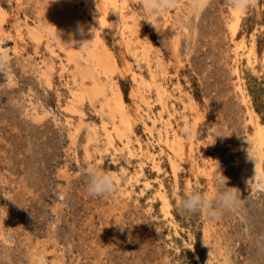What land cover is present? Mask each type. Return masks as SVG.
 <instances>
[{"label": "rangeland", "instance_id": "374dc122", "mask_svg": "<svg viewBox=\"0 0 264 264\" xmlns=\"http://www.w3.org/2000/svg\"><path fill=\"white\" fill-rule=\"evenodd\" d=\"M201 3L150 23L141 0H0L13 65L11 79L0 74V215L14 235L0 264H28L41 243L49 264H264V193L242 171L264 125V0L244 14L227 0ZM55 26L72 47L49 39ZM101 44L118 67L98 65ZM116 91L128 126L111 116ZM86 159L119 171L116 196L88 195ZM219 171L242 198L254 193L246 210L185 212L179 198L211 190Z\"/></svg>", "mask_w": 264, "mask_h": 264}, {"label": "clouds", "instance_id": "9594fccd", "mask_svg": "<svg viewBox=\"0 0 264 264\" xmlns=\"http://www.w3.org/2000/svg\"><path fill=\"white\" fill-rule=\"evenodd\" d=\"M253 0H227L228 6L233 12L244 14L252 6ZM142 8L146 14V21L151 23L150 17L163 16L170 11L183 9L186 12H196L202 6L201 0H141ZM83 34V25L77 29ZM92 31V29H91ZM93 32V31H92ZM2 39V38H0ZM49 39L54 43L71 46L76 41L70 39L69 42H64L61 39V32L54 27ZM92 40H85L82 43L84 47H91ZM81 46V47H82ZM80 47V48H81ZM79 48V49H80ZM190 49H182L179 53L181 58L189 55ZM0 74H3L6 81L13 77V65L5 51V44L0 43ZM185 136H192L193 130L190 127L183 129ZM213 133L209 132L208 135ZM222 136L216 134L215 137ZM249 159L254 161V175L248 181L250 189H254V193H264V162H261L259 155L249 152ZM81 175L84 177L86 191L89 196L96 198L113 197L120 191V175L119 171L106 170L102 165L93 161H85L81 169ZM227 177L219 171L211 179L213 187L208 191H201L196 188L188 189L180 198V207L187 213H200L207 219H219L228 212H244L247 206L251 203L252 195L242 198L241 192L236 187L227 186ZM57 207H64L61 202ZM7 217V216H6ZM5 216L0 215V248L6 249L14 240L13 233L10 228L5 227ZM61 222V217L55 215L52 217L51 223L58 226ZM46 243H41L29 254L28 264H49L46 255ZM59 264V262H57Z\"/></svg>", "mask_w": 264, "mask_h": 264}, {"label": "bare ground", "instance_id": "6f19581e", "mask_svg": "<svg viewBox=\"0 0 264 264\" xmlns=\"http://www.w3.org/2000/svg\"><path fill=\"white\" fill-rule=\"evenodd\" d=\"M110 2H114V0H109ZM49 14V13H48ZM53 17V16H51ZM71 18L70 17L69 19V22L72 23L71 21ZM57 21V20H56ZM166 21V28H168V30H171V26L169 25V17H167V19L165 20ZM79 25V24H78ZM237 29H238V22H235L233 23V26L231 28V31H232V35L235 36L236 33H237ZM2 31V30H1ZM101 47H102V56H98L96 57L97 59V63L99 66H103V67H106V66H109V65H112L113 67H118V64H117V61L116 59L110 55V53L108 52L106 46H103L101 44ZM6 53H7V50H5ZM111 56V57H110ZM91 58H93L92 56H89ZM79 64L77 63L76 65V69L79 68L78 66ZM119 70V69H118ZM235 74L236 76L238 75L237 73V70H235ZM240 79L239 77L237 76V85L235 86L241 96V99H242V103L245 104V94H244V91L242 89V86L240 84ZM93 83H96L95 80H93ZM144 99V98H143ZM247 112H248V122L249 123H252V113L250 111V109L246 108ZM113 111V110H112ZM112 118L113 119H118L120 125H123V126H128L129 125V116L127 115V112L125 110V102L123 101V98H122V95L120 94L119 91H116L115 92V103H114V111L112 112L111 114ZM155 123V121H153V124ZM251 140L249 141L248 140V147L249 148V152L250 153H253V154H257L259 155L260 159H262L263 157V153H264V125H256V127L254 128V132H253V135L252 137H250ZM178 140L176 138V136L174 137L173 136V141L172 143H176ZM166 142H169V139L166 138ZM138 146H139V155L141 157L144 156V154H146L148 151H147V148L144 149L141 145H139V143H137ZM129 144H126V149H127V155L128 157L131 159V158H137L138 157V154L134 151H132L130 149V147L128 146ZM120 155H123L121 152L119 153ZM194 162V161H193ZM254 161H251V163L249 165L246 164V162H243L242 163V171L245 173V174H251L252 176L254 175ZM138 171L141 172V169H140V166L138 167Z\"/></svg>", "mask_w": 264, "mask_h": 264}]
</instances>
